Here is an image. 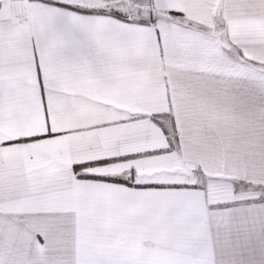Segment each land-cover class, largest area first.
<instances>
[{"label": "snow or ice", "instance_id": "obj_1", "mask_svg": "<svg viewBox=\"0 0 264 264\" xmlns=\"http://www.w3.org/2000/svg\"><path fill=\"white\" fill-rule=\"evenodd\" d=\"M0 264H264V0H0Z\"/></svg>", "mask_w": 264, "mask_h": 264}, {"label": "crops", "instance_id": "obj_2", "mask_svg": "<svg viewBox=\"0 0 264 264\" xmlns=\"http://www.w3.org/2000/svg\"><path fill=\"white\" fill-rule=\"evenodd\" d=\"M246 23L250 29L258 28L261 25V21L259 20H248Z\"/></svg>", "mask_w": 264, "mask_h": 264}]
</instances>
